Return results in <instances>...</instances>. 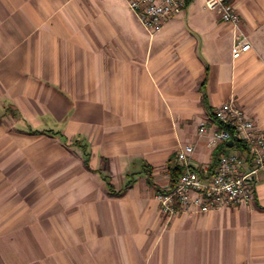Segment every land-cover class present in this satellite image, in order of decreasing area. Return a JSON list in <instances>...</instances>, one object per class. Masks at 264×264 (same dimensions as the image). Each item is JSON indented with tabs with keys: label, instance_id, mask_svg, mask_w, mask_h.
Segmentation results:
<instances>
[{
	"label": "crops",
	"instance_id": "0c3cea01",
	"mask_svg": "<svg viewBox=\"0 0 264 264\" xmlns=\"http://www.w3.org/2000/svg\"><path fill=\"white\" fill-rule=\"evenodd\" d=\"M195 1L150 35L124 0H0V264H264V175L249 204L202 215L154 199L185 147L210 177L197 131L221 104L264 134V0H228L237 60Z\"/></svg>",
	"mask_w": 264,
	"mask_h": 264
},
{
	"label": "built area",
	"instance_id": "2783aa9c",
	"mask_svg": "<svg viewBox=\"0 0 264 264\" xmlns=\"http://www.w3.org/2000/svg\"><path fill=\"white\" fill-rule=\"evenodd\" d=\"M193 0H124L129 11L150 35L158 33L165 22L185 10ZM203 7L214 12L219 21L234 31L232 58L237 60L251 50L248 38L240 32V17L237 9L228 0H200ZM224 126L229 131L210 130V125ZM198 136L210 133L208 148L220 142L240 141L247 151L240 153L232 147L220 155L210 177L201 178L192 166L190 155L193 149L185 147L177 153L182 168L175 187L168 193H156L154 199L159 212L169 220L187 214L202 215L221 208L249 204L259 176L264 175V134L246 118L244 111L233 101L217 107L211 122L199 123Z\"/></svg>",
	"mask_w": 264,
	"mask_h": 264
},
{
	"label": "trees",
	"instance_id": "16d2710c",
	"mask_svg": "<svg viewBox=\"0 0 264 264\" xmlns=\"http://www.w3.org/2000/svg\"><path fill=\"white\" fill-rule=\"evenodd\" d=\"M188 4V3H187ZM204 86V82L202 83V88ZM17 114H14V116H16ZM222 130H226L229 131V129H227L224 126H220L219 127ZM34 135L40 134V132H32ZM228 148L227 143L226 142H220L219 144H217V146L215 147V149L212 151L211 153V162L209 164V169L210 172H213V170L215 169L218 159L220 157L221 154L224 153V151ZM233 150H236L240 153H245L247 151L246 146L244 145L243 142L234 140L233 141ZM84 165L87 166V162L84 161ZM168 173H169V182H170V187L173 189L175 187V184L179 178V176L182 173V168L181 166H177V165H172L170 163L169 167H168ZM102 181L105 184L106 189L108 190L110 195H114V196H120L121 193H114L112 186L110 184V180L108 177L106 176H102ZM148 183L149 179H148ZM131 185V182H128V184L126 185V187H129Z\"/></svg>",
	"mask_w": 264,
	"mask_h": 264
},
{
	"label": "rangeland",
	"instance_id": "374dc122",
	"mask_svg": "<svg viewBox=\"0 0 264 264\" xmlns=\"http://www.w3.org/2000/svg\"><path fill=\"white\" fill-rule=\"evenodd\" d=\"M192 6H193V8L196 9L197 11L210 13V11H208L207 9H205V8L203 7V4H202L199 0H196V1L193 3Z\"/></svg>",
	"mask_w": 264,
	"mask_h": 264
},
{
	"label": "water",
	"instance_id": "95a60500",
	"mask_svg": "<svg viewBox=\"0 0 264 264\" xmlns=\"http://www.w3.org/2000/svg\"><path fill=\"white\" fill-rule=\"evenodd\" d=\"M227 146L228 147H232L233 146V142L232 141L227 142Z\"/></svg>",
	"mask_w": 264,
	"mask_h": 264
}]
</instances>
